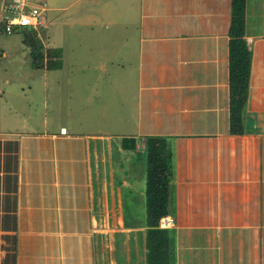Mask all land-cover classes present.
Segmentation results:
<instances>
[{"label": "crops", "instance_id": "crops-1", "mask_svg": "<svg viewBox=\"0 0 264 264\" xmlns=\"http://www.w3.org/2000/svg\"><path fill=\"white\" fill-rule=\"evenodd\" d=\"M44 1L43 27L84 26L88 54L116 45L92 29L112 24L105 0ZM9 2L0 0V18ZM121 3L133 18L115 26L127 27L129 47L120 58L112 50L104 57L126 69L98 63L99 72L120 80L107 81L105 94L92 90L96 107L82 100L94 114L81 110L68 124L67 112L56 122L44 115L39 131L36 119L7 107L0 69V264H147L146 168L140 175L126 164L131 169L144 154L148 136L164 139L169 154V200L159 219L169 236L168 264H264V0H245L250 71L240 133L229 132L231 0ZM60 41L46 35L41 42L44 56L60 52L51 60L56 68L40 70L46 94L47 76L56 78L73 49L63 42L62 50ZM84 63L81 76L97 79ZM8 86V95L32 96L29 83ZM105 120L107 131L99 129ZM71 140L81 141L78 152Z\"/></svg>", "mask_w": 264, "mask_h": 264}, {"label": "rangeland", "instance_id": "rangeland-1", "mask_svg": "<svg viewBox=\"0 0 264 264\" xmlns=\"http://www.w3.org/2000/svg\"><path fill=\"white\" fill-rule=\"evenodd\" d=\"M44 0H27V2L31 5H40L43 4ZM88 0H79L77 1L79 5L81 6H88ZM102 1V0H100ZM124 0H105V3L109 6V10L111 11V19L110 21L112 24L101 28H98V26L93 27V31L95 35L99 38H102V36L111 42H116V45H112L111 47L109 44L105 45L102 48H99L98 45H95V48L91 50L88 54V43L84 42L85 39L80 36L84 34V32H88V30H85L84 26H81V29H78L74 23L73 26H66V28L61 30L57 29H51V27L45 28L42 25H36L33 27H28L29 29H32L34 36L32 37V40H35L37 42H44L46 39V35H52L53 38L57 35V39L61 40L59 42V45L62 49L63 42L66 48H69L71 44L72 52L69 50V52H66L67 60H65L62 71H58L56 74V78H50V72L48 71L49 76L46 78V85L48 86L47 94L43 90L44 86V80L41 77V68H35L31 66V56H30V47L28 50L29 53V59L27 61V58L25 57V53H22L24 50V34L21 30H16L13 33L6 34V33H0V69L3 70L5 68L6 75L2 76L1 79L4 80L7 83V86L3 84V88L8 89V85H12V83L15 81L19 85L28 84L32 87V96L30 97V94H27V97L24 95H14L12 92L8 95V90H4V94H2L3 98L6 99L7 107L10 106L13 112H16L18 110L23 111L27 116L30 117L29 120L32 122L37 121L38 130L41 131L43 129L41 124V118L45 115L46 118L49 120H54V122L62 121L65 119L64 113L67 112V121L66 123H72L71 118L73 119V122H76L74 120L75 117H79V114L81 113V110L85 113L94 114V111L83 109L81 107L82 100H85V97L90 98L91 100L88 101V105L86 108H89L90 106L96 107L97 104V98L93 95L94 91L101 90V92H106L108 89L107 81H112V84H117L120 80L112 78H109L107 75H103V73L99 72L98 69V63L103 61V59H106L107 56L104 57L108 53V50H112V58L113 54L118 56L119 58L122 57L126 53V48L129 47V45H124L126 41L125 40V34H127V27H125L122 24H119L118 27H116V23H119L122 19L129 20L133 18L132 13H127L129 8L126 7L128 4H122L121 2ZM135 1V0H134ZM45 2V1H44ZM71 2V0H70ZM101 3V4H100ZM98 2L96 6L98 8H104V5L102 2ZM50 4V3H49ZM129 6V5H128ZM45 7H49L48 2L45 4ZM108 10V11H109ZM59 11V10H58ZM59 12H46L47 16L49 14H57ZM66 15V14H65ZM41 16V15H40ZM61 17L64 15H60ZM51 17V16H50ZM60 17V18H61ZM106 18V17H104ZM103 16L101 19L104 21ZM60 20V19H59ZM109 20V19H108ZM136 18L134 19V21ZM69 27V28H68ZM92 31V32H93ZM66 36L65 40L63 36ZM62 38V39H61ZM97 38V39H98ZM27 40V38H26ZM82 44H85L86 46H83ZM130 44V43H129ZM63 50V49H62ZM27 53V54H28ZM83 57V58H82ZM90 57V58H89ZM104 61L106 63V71H118L123 72L126 68L125 66H121V63H118L115 65V63ZM87 62V66L89 69L86 70H96V75L98 79V83L96 85L97 79L92 76H81L80 73H82L81 69H85L83 65L84 62ZM56 64V63H55ZM120 64V66H119ZM57 65V64H56ZM46 69V68H45ZM75 70V71H74ZM73 71V72H71ZM47 72V71H46ZM63 72V75L66 77L61 78V74ZM101 74V76H99ZM57 75L58 79H57ZM120 75H118L119 77ZM48 80V82H47ZM4 82V83H5ZM115 82V83H113ZM19 88L16 86V92ZM85 89H88L86 92ZM92 90H94L92 92ZM105 94V93H104ZM106 96V95H105ZM70 110V113L68 112ZM20 114V113H19ZM21 115V114H20ZM16 118V116H15ZM105 118V117H103ZM108 121L105 120L103 124L99 127V129H102L104 131H107L108 129ZM81 128L80 122H77V126ZM75 127V128H76ZM85 127L87 128V124H85ZM67 128H70L69 126ZM70 129H74V127H71ZM69 129V132H70ZM75 130V129H74ZM57 132V131H56ZM58 134V133H57ZM75 140H71V143L74 144ZM78 144L81 145V141H77ZM75 143L76 151L78 152L79 149L78 144ZM145 149V148H144ZM81 151V150H80ZM144 151V150H143ZM75 152V149H74ZM125 164V163H124ZM126 166L131 170L132 173L135 174H142L141 171L144 172V169L146 168V159L145 154H142V156L138 159L135 158L132 159V166L130 169V164H126ZM81 168V166H78ZM133 168V169H132ZM129 203V202H128ZM132 204V203H131ZM130 206V205H129Z\"/></svg>", "mask_w": 264, "mask_h": 264}, {"label": "trees", "instance_id": "trees-1", "mask_svg": "<svg viewBox=\"0 0 264 264\" xmlns=\"http://www.w3.org/2000/svg\"><path fill=\"white\" fill-rule=\"evenodd\" d=\"M244 11L245 0H231L228 30L230 133L242 131L241 113L248 90L250 53L244 39ZM22 31L24 33L22 41L30 47L31 66L39 69L44 67L56 68L57 63L55 64L51 60L59 58V50L49 49L44 56L41 43L32 40L34 36L32 29L23 27ZM3 32L6 33L5 22L0 20V33ZM45 57L49 60L47 64H44ZM130 141L133 142L131 139ZM130 146L133 148V143ZM144 148L146 159V262L147 264H168L170 255L169 236L166 230L159 227V219L165 215L169 200V154L165 140L157 136H148Z\"/></svg>", "mask_w": 264, "mask_h": 264}, {"label": "built area", "instance_id": "built-area-1", "mask_svg": "<svg viewBox=\"0 0 264 264\" xmlns=\"http://www.w3.org/2000/svg\"><path fill=\"white\" fill-rule=\"evenodd\" d=\"M45 4L29 5L25 0H10L3 8L0 20L5 22L6 33H11L17 27H33L43 24L42 14ZM41 15V16H40Z\"/></svg>", "mask_w": 264, "mask_h": 264}]
</instances>
